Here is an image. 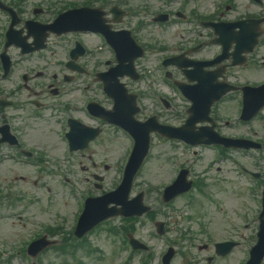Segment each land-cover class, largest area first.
<instances>
[{"label": "rangeland", "instance_id": "rangeland-1", "mask_svg": "<svg viewBox=\"0 0 264 264\" xmlns=\"http://www.w3.org/2000/svg\"><path fill=\"white\" fill-rule=\"evenodd\" d=\"M210 0H207V3ZM222 0H212L210 4H207L204 2V0H201L198 8L200 9V12L202 14H210L213 11V5H219L220 2ZM236 2L238 3L239 6V10L237 11V13H235L234 15H243L245 13L248 14H261L260 8L254 6L253 4H251L249 2V0H236ZM48 138L51 137L50 134L47 133L46 135ZM28 138V135H27ZM32 142L35 143H41L42 141L40 139H33L32 137H30ZM123 145V149H124ZM169 149L166 148L164 145L162 146H158V144H156L153 147V152H155L152 155V160L150 163V166L148 167L146 173H145V177L147 178V180L150 181V179L154 176V180L156 182H158L157 184H161L162 181L161 177L162 175L165 174V172L168 170V168H170V163H169V159H168V154L167 151ZM131 148L128 149L126 151V154L122 160V162L120 163V167L123 166L125 164V162L127 161L129 154H130ZM109 150L102 148V153L100 152L98 155V160L100 162H102L103 160V156H105L106 153H108ZM171 153V152H170ZM169 153V155H170ZM174 153V152H172ZM117 156V152L113 151L112 153H110V157H108L109 161L112 163H116L118 158ZM211 158V154L207 153L206 154V159L205 160H210ZM85 162V161H83ZM205 164V162H204ZM153 169V173L151 174V170ZM81 167L79 165H74L73 167V173H81ZM118 171L117 173H115L116 179L118 177ZM6 176H9V180H12L14 177L13 172H7L6 170L0 168V184L2 183L3 185L7 182L6 180ZM19 176V174H18ZM75 176V174H74ZM232 176V174H231ZM49 185L53 186L52 183L56 182V179H51L47 181ZM233 183H237V189L238 191L236 192L234 188H232L230 190V192L226 195V196H222L224 198V200L226 201V204L228 205V208L231 212L232 215V224H238L240 221L238 220L235 212H241L244 211L243 209V202H245L248 198L247 193H246V185L244 183V181L239 178V181L234 180ZM17 189H28L27 186H22L21 182H17ZM54 188V194L52 193H48L47 190H43V189H38V194L41 196V203L38 206H35L34 209L31 208L28 211V215L31 217H34L38 220H48L51 218V216H48V214H46L45 209H47L48 213H50V215H59L58 217V224H62V219L64 214L67 215V217H69L71 211L74 210V208L72 207V203L71 200H69L67 198L68 193L67 191L63 188V186L57 182ZM232 191V194H231ZM48 195H47V194ZM151 199L153 201H155L154 196H151ZM64 200H67L69 202V207H65L64 206ZM249 210L247 211V214H251V210H253V207L251 206V203L248 204ZM21 209H23L24 207L21 205L20 207ZM68 208V209H67ZM212 210V207H209L206 210V218H204L202 221L206 222L207 224H209V215H210V211ZM3 210H0V212H2ZM214 219H218L217 216H213ZM177 219V215L175 216L174 220L175 221ZM173 223V222H172ZM194 222L190 223V222H185L184 226L182 227L183 229L186 228L187 226H193ZM29 228V227H28ZM149 228H146L145 230H140L139 234L140 236H147ZM22 231H26L23 230L22 227H20L19 230H17L16 228H14V226L12 225V223L10 221L7 222H1L0 223V250H6L8 247L11 246V244L15 243L18 238H14L15 236H20L22 234ZM210 231L212 232V234L214 235L215 239H223L225 235H229V234H225L224 232H222V230H218L215 229L214 227L210 228ZM27 232V231H26ZM253 230L251 227H249V230H242L238 236H240L241 234L243 235H247L250 236L252 234ZM155 240V239H153ZM158 242V244H155V247L157 248V250L163 249V246L160 244L161 241L160 240H156ZM100 244H95L98 245L100 247H103L105 250L106 255L108 256V258L111 259V261L113 262V264H115L118 260H115L114 257H112L111 252H112V246L113 244H110L109 242L105 243L102 239H99ZM243 248H245V245L243 246ZM237 255L232 257V261H230L227 264H236V261L239 260V263L245 258L246 253L244 251L241 250V248L239 250L236 251ZM122 255V252H121ZM6 257V256H5ZM52 260V264H62L61 262V258H59V260H57L54 257H50ZM10 264V263H9ZM11 264H22V261L19 259L14 260L13 262H11ZM87 264H94L91 261H89ZM106 264H112L109 261ZM138 264V263H136Z\"/></svg>", "mask_w": 264, "mask_h": 264}, {"label": "flooded vegetation", "instance_id": "flooded-vegetation-1", "mask_svg": "<svg viewBox=\"0 0 264 264\" xmlns=\"http://www.w3.org/2000/svg\"><path fill=\"white\" fill-rule=\"evenodd\" d=\"M144 3L137 5L136 7L138 8V10L140 11V17H130L126 20H124L122 23L119 24H113L114 29L116 30H121L122 29V25L128 26L129 24H133L134 26L141 24L142 22L140 21V19H147V18H151L154 16H158L160 14H168L171 15V13L169 12V9L166 10H161L159 8V5H161V2H158V0H143ZM164 1V0H163ZM6 3H8L9 5H12L15 9L16 12L20 15V18L22 20V22L26 21V19H28L31 16V11L29 10V7L33 4V2H28L25 0H5ZM159 3V5H158ZM129 7L130 5L127 3V0H82V4H78L75 5L74 7H71L69 10H76L79 8H93V9H102L104 10L107 14H108V18L109 19H114L116 18L114 16V14L111 13V10L113 7ZM6 20H10V18L7 15H4ZM37 20L39 21V17H37ZM148 21V22H147ZM146 23H150L149 25L147 24L144 28L143 31L145 33H149V35H156V36H160V41L161 44L163 46H165L166 49H168L169 47L167 46L166 43H162V41H173V40H177L178 37L177 35L173 34L170 32V30H174L176 23L173 20H170L169 23L166 24H162L164 26V28L161 31V28H159L160 25H154L152 24L151 20H147ZM171 25V28H170ZM152 26H157V33L152 32ZM17 30H23L24 29V23L22 25H20L19 27L16 28ZM161 31V32H159ZM214 37V35L212 34V38ZM183 38L181 37L180 40H182ZM211 39H209L210 41ZM201 44V43H200ZM197 44V45H200ZM204 44H208L207 42H204ZM174 50L176 52V54H182L181 48L183 46H186V44L184 43H174ZM197 45H190L188 50H191L192 48H194ZM199 52H197L196 54H193L190 58L191 59H195V60H199V61H204V62H209L215 59V57H211L210 55L202 57L197 59L196 56L197 54H199ZM22 55L20 50H16L15 48H12L9 52H8V56L9 59L11 61V74L9 76L8 79H15L16 78V73L18 72L19 68L21 67V65L17 62V57ZM257 58H260V62L262 64V61H264V54H257L256 56ZM213 58V59H212ZM201 59V60H200ZM231 70H227L226 71V78L229 74ZM182 76V74H181ZM182 78H184L182 76ZM8 82V81H7ZM32 82L33 85L36 86L37 91L34 93L35 95H39V89H40V81L39 78L37 77H33L32 78ZM11 85H2L0 86V98L1 99H5L8 100L12 103V107L9 108L13 111H18L19 110V105L18 103L20 101L24 102L26 93H25V85H20V82L16 81V80H12L10 81ZM33 96V94L28 93L27 94V99H30ZM24 104H22V108H24ZM220 120V117H217V120Z\"/></svg>", "mask_w": 264, "mask_h": 264}]
</instances>
